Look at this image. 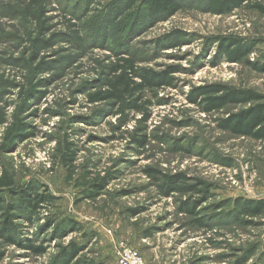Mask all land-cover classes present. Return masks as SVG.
Masks as SVG:
<instances>
[{
  "label": "rangeland",
  "instance_id": "rangeland-1",
  "mask_svg": "<svg viewBox=\"0 0 264 264\" xmlns=\"http://www.w3.org/2000/svg\"><path fill=\"white\" fill-rule=\"evenodd\" d=\"M208 1L182 0L179 13L154 19L140 2L0 0V175L53 198L36 225L13 221L12 239L46 253L0 235V264H47L70 243L95 264H122L124 250L145 264H264V214L245 218L233 205L264 200V142L218 128L243 107L205 115L187 98L210 84L264 96V73L217 57L213 44L243 40L248 61L262 63L264 17L246 7L216 16ZM173 32L184 34L178 48L166 43ZM124 55L140 71L170 72L171 86L142 92L139 111L91 103Z\"/></svg>",
  "mask_w": 264,
  "mask_h": 264
},
{
  "label": "trees",
  "instance_id": "trees-1",
  "mask_svg": "<svg viewBox=\"0 0 264 264\" xmlns=\"http://www.w3.org/2000/svg\"><path fill=\"white\" fill-rule=\"evenodd\" d=\"M129 3L130 9L140 2L141 7L150 18L159 19L173 17L182 10V0H123ZM246 7L264 17V6L254 0H209L207 11L216 16L226 15ZM184 34L171 33L166 40L170 48H178L183 41ZM215 44V55L222 56L229 63H245L250 69L257 73H264V61L253 63L248 61L249 55L253 52V45L246 44L243 40L234 38H217ZM172 73V72H171ZM170 72H146L136 67V62L128 56H119L111 67V79L106 82V89L92 96H89L91 103L100 100H113L120 104L121 109L126 111H139L135 101L141 97L142 92L157 90L162 87L171 86L172 79ZM138 81V82H137ZM191 104L199 106L205 115L223 113L228 107H243L236 113H228L226 117L218 121V128L234 137L249 138L257 142H264V96L252 90L233 89L224 85L210 84L192 88L187 96ZM128 100H131L127 102ZM3 121L0 120V126ZM139 145L145 143L138 141ZM63 156L65 163L72 160ZM150 176L154 172L147 170ZM174 185L175 183L172 182ZM173 191L185 196L189 193L202 194L206 190H195L193 186L174 188ZM35 191V190H34ZM28 187H15L13 178L6 172L0 175V193L5 192L8 196L6 202L0 197V235L5 243L17 246L21 250L29 252L34 257H41L46 253L42 244L34 245L28 239H12L16 227L13 221H26L28 225L38 223V213L49 205L53 198L46 192H34ZM172 191V192H173ZM169 195V194H168ZM239 215L245 218H259L264 214V200L250 201L236 199L233 202ZM194 205L182 203V211L188 215H194ZM198 226H205L199 220H195ZM48 223V221H47ZM46 223V225H47ZM70 231H76L74 226H68ZM19 232V231H16ZM55 232V231H54ZM56 234V232H55ZM83 250L75 244L70 243L67 248H59L57 255L52 257L47 264H95L91 260L79 257ZM2 254H0V258ZM246 261L239 260L234 264H245Z\"/></svg>",
  "mask_w": 264,
  "mask_h": 264
},
{
  "label": "built area",
  "instance_id": "built-area-1",
  "mask_svg": "<svg viewBox=\"0 0 264 264\" xmlns=\"http://www.w3.org/2000/svg\"><path fill=\"white\" fill-rule=\"evenodd\" d=\"M122 264H145L137 251L124 250L121 259Z\"/></svg>",
  "mask_w": 264,
  "mask_h": 264
}]
</instances>
